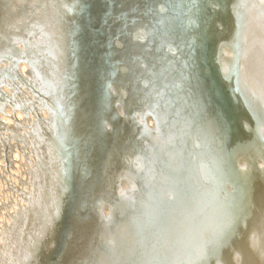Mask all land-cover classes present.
<instances>
[{"label": "bare ground", "instance_id": "obj_1", "mask_svg": "<svg viewBox=\"0 0 264 264\" xmlns=\"http://www.w3.org/2000/svg\"><path fill=\"white\" fill-rule=\"evenodd\" d=\"M63 2L0 0V68L13 67L21 76L18 82L8 78L10 72L0 76V261L118 263L123 258H109L110 249L117 253L130 249L156 230L145 177L154 176L152 183L161 186V172L178 169L182 183L177 191L194 224L202 220L212 224L230 214L240 216L234 237L204 264H260L258 253L264 248V159L260 157L264 134L258 133L257 115L248 104L251 93H255L251 97L254 102L264 95V20L259 8L252 7L259 0H208L200 7L202 18L192 20L188 12L198 0L117 1L115 33L120 49L113 60L119 61L128 81L120 79L113 84L125 101L116 99L112 110L128 109L140 115L151 107L159 115L160 125L158 130L155 125L156 132L146 134L130 124V119L112 122L106 143L118 134L113 145L107 146V156L118 151V141L130 148H143L145 155L152 148L170 151L158 166L145 168L139 186L136 181L141 177L135 174H131L132 180L115 182L117 197L108 191L110 179L128 174L126 169L112 173L99 188L91 184L94 198L116 203L111 224L98 221L93 199L80 207L73 202L74 187L87 190L88 179L81 185L75 151L79 132L74 121L70 132L67 130V112L57 96L62 81L66 83L68 47L64 35L75 30V23L59 19ZM71 2L83 7L90 4L93 18L79 21L81 32L100 34L111 29L108 20L95 11L111 8L113 0ZM60 17H70L66 7ZM103 42L98 40L91 52L96 80L104 67L99 52ZM182 86L189 90L190 111L185 110L186 103L174 100L180 99ZM222 88L227 93H222ZM150 117H144L147 125ZM190 117L196 130L191 129ZM102 125L107 127L109 122L104 120ZM206 130L209 134L205 137ZM229 156L231 179L222 181L218 168L221 159ZM75 164L78 173L73 176ZM149 168L155 171L150 174ZM121 193L128 199L118 200ZM134 208H144L143 213ZM101 209L108 218L109 205L104 203ZM50 211L56 216L55 226L43 236ZM145 227L144 233H137ZM197 239L193 232L190 243L194 245Z\"/></svg>", "mask_w": 264, "mask_h": 264}, {"label": "snow or ice", "instance_id": "obj_2", "mask_svg": "<svg viewBox=\"0 0 264 264\" xmlns=\"http://www.w3.org/2000/svg\"><path fill=\"white\" fill-rule=\"evenodd\" d=\"M252 7L259 8L260 18L264 20V0H259L258 5L253 3ZM11 71L12 68L6 66L5 69L0 70V76H6ZM236 71L238 74L239 66ZM254 96L255 93L249 95V108L257 115L258 133L264 134V95L259 97V102L253 101L251 97ZM146 115L153 116L158 130L159 115L149 107L148 111L140 113L142 123ZM143 130L146 134H150L146 124H143ZM260 157L264 159V146H261ZM232 167L230 156L221 159L217 175L222 181L231 179ZM145 168L147 165H143L141 171H144ZM261 168H264V163L261 164ZM154 171V169H148L150 174ZM161 176L164 181L161 186L152 183V180L155 179L154 176L145 177L146 187L149 189V196L154 206L153 219L156 230L151 237H141L137 240L136 246L119 253L116 249H110L109 254L114 260L119 255L127 261V264H178V262L179 264H204L207 257L215 256L234 237L240 216L230 214L226 218L213 221L212 224L204 220L199 224H194L192 213L177 191L182 183L179 170L172 169L167 173L161 172ZM121 179L132 180L134 177L127 173H121L115 178V182L118 183ZM127 199L128 196L125 193H121L118 198V200ZM104 203L109 205L110 215L108 218L104 216L101 209V205ZM116 211V203L105 200L103 197L93 202V212L100 223L111 224V217L116 215ZM55 219V214L50 211L47 221L43 225V236H46L48 231L54 228ZM193 232H196L198 236L194 245L190 243ZM258 254L261 257L260 264H264V248H261ZM240 259V254H237V260ZM0 264L3 262L0 261Z\"/></svg>", "mask_w": 264, "mask_h": 264}, {"label": "water", "instance_id": "obj_3", "mask_svg": "<svg viewBox=\"0 0 264 264\" xmlns=\"http://www.w3.org/2000/svg\"><path fill=\"white\" fill-rule=\"evenodd\" d=\"M115 1L116 0H113V9L115 6ZM207 1L208 0H205V1L198 0V4L192 5L190 11L188 12V17H191V20L194 18H199V19L202 18L203 12L200 9V7L201 8L205 7V5L207 4ZM197 7L199 8V10H197ZM95 12L98 15L105 16L110 22H113V16L108 11L100 9ZM78 18L87 22L89 19L93 17L90 15V10L87 8H84L78 12ZM84 27L85 28L88 27V24L85 23ZM96 36H97L96 34L94 35L90 33L81 32V30H80V34H74L73 50H74L75 60L73 58V62L71 63L69 74H68L69 99L68 97L64 95L65 85H66L64 84V81H62V85L59 88L60 92L57 95L65 111L67 112V117L64 123L67 127V130L70 132L71 122L74 121L76 123L75 131L79 132V136H83L86 129H90L94 133L96 132L91 126L86 125L87 123H91L95 119L96 113L98 112L100 108L99 102L96 99V95L98 91V84L95 79L93 69H92V63H91V52L94 49L95 43L98 40L97 38H99V36L97 37ZM105 37L108 39V41L112 42L114 35L112 34L111 29L106 30ZM114 44H115V41H114ZM201 48L205 49L203 44H201ZM107 49L109 52L113 51V48L111 47ZM2 69H5V67L0 68V70ZM11 72H12L11 75H13L14 78L19 81L20 76L17 74V72H15L13 67H12ZM13 76H8V78H11ZM0 100H1V95H0ZM174 100L176 102L186 103L185 110L190 111L189 110L190 103H188L189 99L186 94L182 92L180 99L179 100L174 99ZM39 121L41 122V120ZM190 122L192 125V129L196 130L195 125L192 123L191 117H190ZM141 124L143 123L141 122ZM205 133H208V130H206L204 134ZM105 136H107L106 133L102 135L101 137H105ZM98 143H102V142L100 140H97V138L91 137V138H88V141L85 143L84 147H82L83 144L81 145V153H82V156L85 157V159L87 156L90 155L91 158L95 160H99L102 164L101 166L98 163H94L95 165L98 166V170L96 171V167L93 166L92 170L88 171V176H87L88 181L90 180L91 177H94L95 178L94 183L97 186V188L101 186V182H103L105 179L111 178L112 173H114L115 171L121 172V170H118L116 167H114V169L111 171H109L107 168L104 169V166L106 164L105 160L101 159L99 155L96 153V146ZM87 147H90L89 153L87 152ZM169 151L170 150H164L162 148H158V152H159L158 154L157 150L155 148H152L150 152V158L153 157L154 155H157V161L155 162V166H158V163L162 160L163 156ZM93 152H95V154H93ZM135 158L136 160H139V161L143 160V159L141 160L140 157H137V156H135ZM120 162H121V159L118 160L116 164L118 165ZM153 163H154L153 160L149 159V161L146 162L145 165L149 167ZM84 164L86 165V160L84 161ZM128 164L130 165V158L128 159ZM75 167L77 168V171H78L77 164L73 165L72 166L73 176L77 173ZM123 169H126L128 173L130 174H135L137 177L138 176L141 177V179H138L136 181V185L139 186L141 180L144 179L145 172L144 171L138 172L135 170L136 168H131L129 170L127 165H125ZM85 172L87 171H84L82 175H84ZM73 176H71L70 178V181H69L70 183H71V179ZM116 177L117 176H115L112 180L110 179V183L108 187V191L112 197H117L115 194V188H114V182H115ZM81 182H82V177H81L80 183ZM70 188H71V185H70ZM89 198L93 199V202L97 199L92 196V192H90L85 199V194L83 193L82 188H78L76 195H74L73 197V202L75 204H78L79 205L78 207H80V205H84V202H86ZM143 210L144 208H134V211L139 214H142ZM145 230H146V227L142 229H138L137 233L142 234L145 232ZM148 231H151V230H148ZM109 258L112 259L111 256ZM116 264H127V261L123 258Z\"/></svg>", "mask_w": 264, "mask_h": 264}, {"label": "rangeland", "instance_id": "obj_4", "mask_svg": "<svg viewBox=\"0 0 264 264\" xmlns=\"http://www.w3.org/2000/svg\"><path fill=\"white\" fill-rule=\"evenodd\" d=\"M223 92H226V89H225V88H224V89L222 88V93H223ZM226 93H227V92H226Z\"/></svg>", "mask_w": 264, "mask_h": 264}]
</instances>
